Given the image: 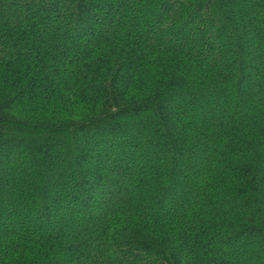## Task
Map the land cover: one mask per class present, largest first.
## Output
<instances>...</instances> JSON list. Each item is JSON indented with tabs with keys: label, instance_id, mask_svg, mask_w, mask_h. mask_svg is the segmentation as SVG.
Segmentation results:
<instances>
[{
	"label": "trees",
	"instance_id": "obj_1",
	"mask_svg": "<svg viewBox=\"0 0 264 264\" xmlns=\"http://www.w3.org/2000/svg\"><path fill=\"white\" fill-rule=\"evenodd\" d=\"M0 264H264V0H0Z\"/></svg>",
	"mask_w": 264,
	"mask_h": 264
}]
</instances>
